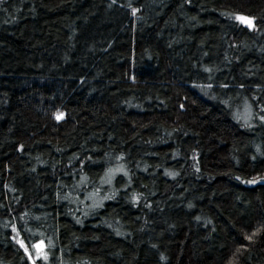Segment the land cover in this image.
I'll return each mask as SVG.
<instances>
[{
  "label": "trees",
  "instance_id": "trees-1",
  "mask_svg": "<svg viewBox=\"0 0 264 264\" xmlns=\"http://www.w3.org/2000/svg\"><path fill=\"white\" fill-rule=\"evenodd\" d=\"M261 116L264 0H0V264H264Z\"/></svg>",
  "mask_w": 264,
  "mask_h": 264
},
{
  "label": "snow or ice",
  "instance_id": "snow-or-ice-1",
  "mask_svg": "<svg viewBox=\"0 0 264 264\" xmlns=\"http://www.w3.org/2000/svg\"><path fill=\"white\" fill-rule=\"evenodd\" d=\"M133 11L135 12L136 10L134 9ZM238 18L241 19L242 21H245V22L249 23V24L251 23V21H246L245 18H243V17H238ZM61 115H62V114H61ZM59 118H60V116H57V119H59ZM260 118H261L262 120H264V116H261ZM249 183H256V181H255V180H253V181H249ZM249 239H251V237H249ZM20 243H21V246L25 248V252H27V251H28L27 246L24 245L23 241H21ZM33 247L37 248L38 252L40 251V245H33ZM31 258H32V257L29 256V259H31ZM44 258L46 259L47 257L44 256Z\"/></svg>",
  "mask_w": 264,
  "mask_h": 264
},
{
  "label": "rangeland",
  "instance_id": "rangeland-1",
  "mask_svg": "<svg viewBox=\"0 0 264 264\" xmlns=\"http://www.w3.org/2000/svg\"><path fill=\"white\" fill-rule=\"evenodd\" d=\"M238 17H243V16H238ZM238 17H237V19H238L240 22H242L244 25H245V24H248L247 22L242 21V20L239 19ZM243 18H245L246 21H249L248 18H246V17H243Z\"/></svg>",
  "mask_w": 264,
  "mask_h": 264
}]
</instances>
